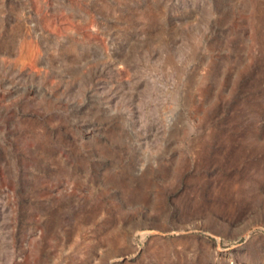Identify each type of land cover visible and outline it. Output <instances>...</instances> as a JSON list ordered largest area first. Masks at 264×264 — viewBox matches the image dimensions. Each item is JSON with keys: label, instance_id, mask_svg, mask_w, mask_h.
Returning a JSON list of instances; mask_svg holds the SVG:
<instances>
[{"label": "rangeland", "instance_id": "374dc122", "mask_svg": "<svg viewBox=\"0 0 264 264\" xmlns=\"http://www.w3.org/2000/svg\"><path fill=\"white\" fill-rule=\"evenodd\" d=\"M0 264H264V0H0Z\"/></svg>", "mask_w": 264, "mask_h": 264}]
</instances>
